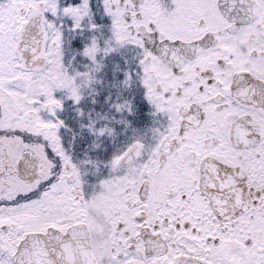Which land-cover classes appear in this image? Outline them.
Returning <instances> with one entry per match:
<instances>
[{
	"label": "snow or ice",
	"instance_id": "6c2138e0",
	"mask_svg": "<svg viewBox=\"0 0 264 264\" xmlns=\"http://www.w3.org/2000/svg\"><path fill=\"white\" fill-rule=\"evenodd\" d=\"M0 264H264V0H0Z\"/></svg>",
	"mask_w": 264,
	"mask_h": 264
}]
</instances>
